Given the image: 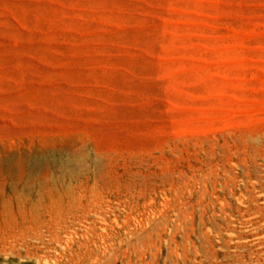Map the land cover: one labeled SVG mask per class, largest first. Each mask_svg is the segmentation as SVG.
I'll use <instances>...</instances> for the list:
<instances>
[{"label": "rangeland", "instance_id": "374dc122", "mask_svg": "<svg viewBox=\"0 0 264 264\" xmlns=\"http://www.w3.org/2000/svg\"><path fill=\"white\" fill-rule=\"evenodd\" d=\"M224 150L264 164V0H0V264H264Z\"/></svg>", "mask_w": 264, "mask_h": 264}, {"label": "bare ground", "instance_id": "6f19581e", "mask_svg": "<svg viewBox=\"0 0 264 264\" xmlns=\"http://www.w3.org/2000/svg\"><path fill=\"white\" fill-rule=\"evenodd\" d=\"M264 160V153L260 155ZM237 158V164L242 169L240 174L242 181L244 182V190L240 187L239 199L246 203L249 200L252 204L258 201L257 197L254 196V191L259 190L261 195H264V164L258 163L257 157L252 153L247 154L244 151L236 150L233 154L230 150H224L219 157L208 154L207 160L200 162L197 167L198 176H195L197 184L199 186L200 196L199 202H202L203 198L209 190L210 184L214 186L217 182L223 187V196L218 194L216 197L222 199L220 206L221 216L226 218L229 215L228 210L231 208L228 201V197L225 195V191H228L230 195H236L237 189L233 187L236 184L238 176L234 173L232 168H229L227 164ZM255 179L256 183L251 184L250 182ZM211 204L216 207L214 200L211 198ZM240 211L241 208L238 207ZM242 216H247V219L252 222L254 218H261L264 220V206H253L248 205Z\"/></svg>", "mask_w": 264, "mask_h": 264}]
</instances>
